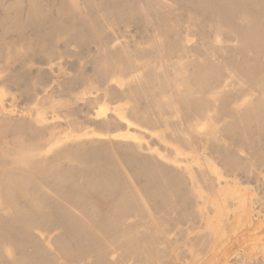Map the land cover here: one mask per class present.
Instances as JSON below:
<instances>
[{
    "label": "bare ground",
    "instance_id": "bare-ground-1",
    "mask_svg": "<svg viewBox=\"0 0 264 264\" xmlns=\"http://www.w3.org/2000/svg\"><path fill=\"white\" fill-rule=\"evenodd\" d=\"M0 264H264V0H0Z\"/></svg>",
    "mask_w": 264,
    "mask_h": 264
}]
</instances>
